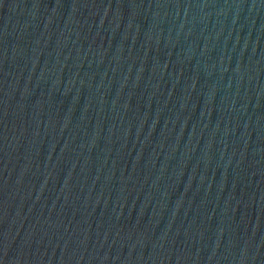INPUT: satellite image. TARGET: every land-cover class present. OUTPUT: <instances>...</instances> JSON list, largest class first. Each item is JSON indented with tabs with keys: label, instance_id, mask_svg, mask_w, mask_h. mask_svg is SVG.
Listing matches in <instances>:
<instances>
[{
	"label": "water",
	"instance_id": "95a60500",
	"mask_svg": "<svg viewBox=\"0 0 264 264\" xmlns=\"http://www.w3.org/2000/svg\"><path fill=\"white\" fill-rule=\"evenodd\" d=\"M0 264H264V0H0Z\"/></svg>",
	"mask_w": 264,
	"mask_h": 264
}]
</instances>
